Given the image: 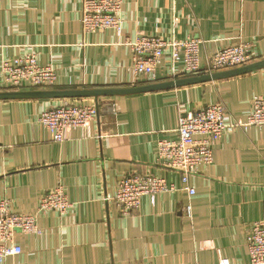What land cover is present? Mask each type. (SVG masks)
Instances as JSON below:
<instances>
[{
    "label": "crops",
    "instance_id": "1",
    "mask_svg": "<svg viewBox=\"0 0 264 264\" xmlns=\"http://www.w3.org/2000/svg\"><path fill=\"white\" fill-rule=\"evenodd\" d=\"M81 6L82 0H0V65L32 51L56 72L52 86L19 91L186 77L172 76L168 53L153 78L134 75L127 41L140 34L198 37L201 63L238 41L249 44L254 61L264 58V0H122L121 30L90 32L82 31ZM6 90L0 68V91ZM254 96H264V68L128 95L0 99V200L30 214L42 195L61 185L71 203L64 214L38 213L40 232L16 233L21 253L5 264H219L221 258L249 264L247 230L264 219V126L224 133L210 165L191 175L192 195L156 152L159 140L177 139L180 113L223 103L227 121L244 120ZM64 102L94 105L97 114L55 142L39 118ZM134 174L162 177L173 188L141 196L137 210L122 214L113 197L118 181Z\"/></svg>",
    "mask_w": 264,
    "mask_h": 264
},
{
    "label": "built area",
    "instance_id": "2",
    "mask_svg": "<svg viewBox=\"0 0 264 264\" xmlns=\"http://www.w3.org/2000/svg\"><path fill=\"white\" fill-rule=\"evenodd\" d=\"M122 0H82L80 23L83 32L104 29L121 30L120 16ZM202 39L188 37L179 41L175 38L163 39L160 36L140 34L131 41L133 56L131 69L136 76L154 77L155 69L161 64L165 53L170 60V73L182 76L197 75L201 72L212 73L246 65L254 61V55L246 42L238 41L216 50L206 58L199 59V47ZM181 68L176 69L175 63ZM1 73L5 86L11 90L23 87L45 88L55 83L56 72L51 65H40L32 51L21 56L1 61ZM97 114L96 107L88 104L64 102L46 109L39 121L51 133L52 140H65L71 129L85 128ZM228 112L223 103H212L201 109L177 118V139H162L157 143L156 159L164 167L180 174L182 188L189 195L194 193L189 183L191 175L197 173L200 165H210L213 160V144L226 132L236 127L264 126V96H254L251 108L244 120L227 121ZM173 185L162 177L151 174L124 176L118 181L113 197L122 214L138 209L140 198L169 191ZM71 206L61 185H57L41 196L35 212L23 214L13 212L7 200H0V264L5 259L21 253V247L15 243L16 233H38V213L56 211L64 214ZM189 213V207L185 208ZM249 252V264H264V219L250 224L246 235ZM147 264V263H135ZM219 264H233L221 258Z\"/></svg>",
    "mask_w": 264,
    "mask_h": 264
},
{
    "label": "water",
    "instance_id": "3",
    "mask_svg": "<svg viewBox=\"0 0 264 264\" xmlns=\"http://www.w3.org/2000/svg\"><path fill=\"white\" fill-rule=\"evenodd\" d=\"M264 68V58L252 61L246 65L214 71L212 73H203L192 76H186L176 79H170L162 82H152L142 85H135L129 87H114V88H95V89H42V90H6L0 91V99H14V98H79V97H99V96H118L128 95L142 92H150L163 90L174 87H181L185 85L211 82L215 80L226 79L243 75L258 69Z\"/></svg>",
    "mask_w": 264,
    "mask_h": 264
}]
</instances>
